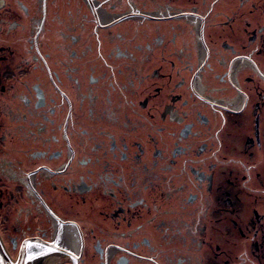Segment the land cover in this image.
<instances>
[{"label": "flooded vegetation", "instance_id": "af4514ba", "mask_svg": "<svg viewBox=\"0 0 264 264\" xmlns=\"http://www.w3.org/2000/svg\"><path fill=\"white\" fill-rule=\"evenodd\" d=\"M0 238L264 264V0H0Z\"/></svg>", "mask_w": 264, "mask_h": 264}, {"label": "water", "instance_id": "95a60500", "mask_svg": "<svg viewBox=\"0 0 264 264\" xmlns=\"http://www.w3.org/2000/svg\"><path fill=\"white\" fill-rule=\"evenodd\" d=\"M0 264H24V261H13L7 251L5 250L2 240L0 238Z\"/></svg>", "mask_w": 264, "mask_h": 264}]
</instances>
